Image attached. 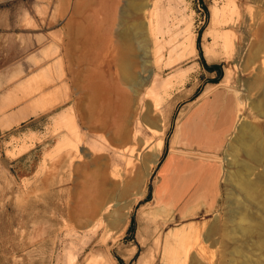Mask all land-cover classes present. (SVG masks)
I'll return each mask as SVG.
<instances>
[{"label": "rangeland", "instance_id": "rangeland-1", "mask_svg": "<svg viewBox=\"0 0 264 264\" xmlns=\"http://www.w3.org/2000/svg\"><path fill=\"white\" fill-rule=\"evenodd\" d=\"M160 1L151 30L159 36L166 18L169 32L165 27L158 44L150 45L149 66L138 59L140 85H123L127 101L113 97L104 107L110 127L95 131L87 80L94 73L95 51L86 53L82 38L77 40L80 3L0 0V113L8 109L22 120L0 122V264H264V240L254 227L257 219L264 221V211L249 204L236 186L230 157L241 124L258 127L264 141V114L251 105L264 98V0ZM90 3L85 1L84 8ZM233 7L237 15L230 13ZM188 36L195 52L183 44ZM260 45L262 56L255 54ZM203 60L218 66L220 77ZM164 79L168 84L162 86ZM150 104L163 118V141L149 132L155 127ZM228 112L231 125L224 134L217 131L212 142L208 116L219 113L222 121ZM118 114L130 131H139L142 144L115 132ZM179 129L181 134L190 129V139L178 135ZM209 144L221 146L217 155L165 164L169 151L173 156L181 146ZM156 150L159 160L152 167ZM148 167L142 196L138 186ZM92 172L104 178L87 204L82 186ZM102 205L108 211L93 224ZM239 224L252 232H239Z\"/></svg>", "mask_w": 264, "mask_h": 264}, {"label": "bare ground", "instance_id": "bare-ground-1", "mask_svg": "<svg viewBox=\"0 0 264 264\" xmlns=\"http://www.w3.org/2000/svg\"><path fill=\"white\" fill-rule=\"evenodd\" d=\"M76 1L79 2L80 4L75 8V13L77 14V16H75V17L81 18V22L76 27L77 32H78L77 33L78 34L77 40H80L82 38V42H81L82 45L81 46L86 51V53L92 49L95 51V53H94L95 56H93V59L91 60V61H93V62H91V65L93 66L92 69H93L94 73L93 74L89 73L88 79H87L88 82L91 83L90 88H92V91H93V96H91V97L89 96L90 101L92 102L93 108H94V117H93V124L92 125H93V129L95 131L107 130L110 127V124H111L110 122H112V121H110V119H108L109 116L107 114L103 113L104 107L107 105V103H110V102L112 103L113 97H116L117 99H120L121 101L123 100L124 102L127 101V99L125 98L126 96L123 95V93H122L123 92V88H122L123 85L124 84H130L129 86L132 85L135 87L140 85L139 76L136 73V68L138 65V59L140 60L141 63H143V65H146V67L149 66L150 61H149L148 56H149V52H150V45H152L153 43L158 44L157 43L158 39L160 37H162V35H163V32H162L163 29H165V27H166L168 29L167 32H169V28L171 26L168 28V25H170V24L167 25L166 24V21H167L166 18H163V16H162L163 21L161 24H163V25L165 24V27L163 29L161 28V31H159V33H160L159 36L155 35L154 34L155 32L153 33V31H152L153 29L151 30L152 16L154 14L153 11H154V8L156 10H157V7L160 8V6L162 4L161 3L159 6V3L161 2L160 0L159 1H157V0H154V1H152V0H98L97 2L90 0L91 6L85 7V8H84V3H85V1H88V0H76ZM121 1H123L122 5H121ZM232 2H234V1L232 0ZM233 6H236V4ZM234 11L236 12V15H237V9H234V7H233V11L231 10L230 13L233 14ZM156 12L157 11H155V13ZM213 12H214L213 14L215 15L216 11L214 10ZM235 12L233 15H235ZM231 14H230V19L233 17V16L231 17ZM156 15L158 16V14H156ZM156 15H155V17H156ZM226 16L227 15L225 14L224 17H226ZM146 17H149L148 21L145 20ZM228 17L229 16H227L226 18L228 19ZM234 17L236 18L237 16H234ZM226 18L223 20H226ZM231 20H229V21L231 22ZM221 22H222V20H221ZM232 22H235V21H232ZM223 24H225V23H223ZM231 25H234V24H231ZM147 28L149 31L147 30ZM82 30H92V32L84 34L83 36H81ZM230 33L232 34L231 31H230ZM230 33L228 35H230ZM219 34H221V33H219ZM226 37L228 38V36H226ZM68 38H69V36H68ZM160 40L162 41V39H160ZM173 40H174V38H173ZM170 41L172 42V39ZM170 41H169V43H170ZM165 42H167V41H164V43ZM232 42H234V41L232 40ZM232 42L230 41L231 46H232ZM184 43L188 44L192 47L191 48L192 52L196 51L195 45H194V42H193V39L191 36H188L187 38L184 37L183 44ZM166 44L167 43H165V45ZM159 45H160V43H159ZM99 47L103 51L101 54H100V52H98ZM261 47H262L261 45L259 46V48L257 47L255 54L260 53V55L262 56L263 52L261 53V51H260ZM169 50H171V49H169ZM68 51H70V50H68ZM153 51H155V49ZM153 51H152V53H153ZM174 51H172V52L174 53ZM231 51H234L233 48ZM258 51H260V52H258ZM65 52L63 51V53L62 52L61 53L64 54ZM166 53H168V52L166 51ZM67 54H70V53H65L64 56H66ZM160 54H162V53H160ZM169 54H171V53H169ZM162 56H164V55H162ZM76 58L77 57L75 56V59ZM169 59H170V57L168 58L169 63H167V68L171 69L174 66V64L171 63V61ZM260 60H262V58ZM254 61H256V60H254ZM65 62H67V61H65ZM85 62H86V59H85ZM87 62L90 63V60L88 59ZM153 62H155V60ZM257 65H259V64H257ZM67 66H68V64H67ZM255 67H257V66H255ZM62 68H61V71H62ZM96 69H97V72H96ZM79 71H81V70H79ZM61 74H63V73H61ZM61 76L63 77V75H61ZM63 80H64V78H63ZM66 81H67V79H66ZM66 81H64V83ZM154 81H155V79H154ZM61 82L60 83L63 84V81H61ZM50 83H52V82H50ZM52 84H50V85H52ZM61 84H60V86H63ZM167 84H168V80L164 79L161 81L162 86L167 85ZM67 86H68V83H67ZM153 86L155 87V85H152V87ZM45 88H46V86H45ZM155 88H157V87H155ZM66 89H68V87H66ZM162 89H164V88H162ZM152 92L153 91H151V93ZM114 93H115V95H114ZM261 95H262V92H261ZM263 95H262V97H263ZM49 96H51V95L50 94L48 95V99H50ZM100 96H103V97L100 98ZM151 103H153L155 105V102H151ZM251 105L257 113L264 114V98L262 99V101L258 99L257 101L251 102ZM153 106H152V104H150L149 112L154 117L155 127L149 128V130H150L149 132L151 133L152 136H157V137H159L160 141L161 140L163 141V139H162V136L164 134L163 133V131H164L163 118L161 117L160 111L158 112V110L155 109L158 106H156V107L154 106L155 108H153ZM124 113H125V110H124ZM121 114H123V113H121ZM121 114H118L117 116H115V119L113 120L114 121L113 124L115 125V132L122 134L123 137H125L127 139V140H125L126 142H129L128 141L129 139L130 140L133 139L132 141H134L135 139H137L139 137V134H138L139 131H137L135 129L133 130V132L130 131L128 129V127H126V125H125V119L123 118L124 115L122 116ZM238 127H239V129H238V133H237L236 139H235L236 144H233L230 146L231 165L234 167L236 166L235 167L236 172L238 173V176L235 179L236 184H237L236 186H238V189L241 191L245 200L249 204L255 206L257 209H259L261 211H264V191H263L264 187H262V185L264 186V141L262 139V136H261V133H260L258 127L252 126V125L248 126L246 124H243V125L241 124ZM188 130L190 132V129H188ZM188 130L186 131V129H185L183 134H181V130L179 129L178 135H183V139H185V138H187ZM139 138H138V142H140V144H142V141H141V139L139 140ZM187 139H190V137H188ZM134 143H135V141H134ZM143 145H144V147L145 146L147 148L149 147L146 143H143ZM152 146L153 145H150V147H152ZM148 150H150V149H148ZM158 150H156V152L151 157L152 162L150 161L151 164H149V165H151L152 167L154 165H156L158 160H159L160 151H158ZM240 154H242L244 156V158L243 157L241 158L242 155H240ZM122 156H125V155H122ZM169 156H171V155H169ZM128 157H129V155H128ZM172 158H173V156L168 157L167 158L168 162L165 164L166 165L168 163L171 164L173 161ZM126 160L128 162H130L131 159H126ZM152 167H148L145 174L143 175V177L140 180V185L138 183V185H139L138 187L140 188V194H142V196L144 194L146 180L151 173ZM257 167H258V169H259V167H261L260 172H255L257 170ZM254 169H256V170H254ZM91 176L92 177H90L88 180L84 181V184L82 186L83 187L82 198H83L84 202L87 204H90V202H91V200H90V194L91 193L95 192V194H98L100 192L101 181H102V178H104L97 172H92ZM251 176L253 177V179ZM131 185H132V183H131ZM129 186H130V184H129ZM164 186H165L164 191H166L167 184ZM162 191H163V189H162ZM158 198H159V200L162 199V197H158ZM107 209H108V206L102 205L99 209V212H98L99 218L94 219L92 221V223L95 224L96 223L95 220L100 219L105 213H107V211H108ZM240 210L243 211L245 209L240 208ZM257 220L258 221L255 223L254 227L256 228V232L259 234V236L264 240V221L261 219H257ZM236 229L241 233H248L249 234L250 232H252L251 227L244 226L243 224L236 225ZM185 243L187 244V242H185ZM177 251H178V249H177ZM186 252H187V250H186ZM243 264H246V263H243Z\"/></svg>", "mask_w": 264, "mask_h": 264}, {"label": "crops", "instance_id": "crops-1", "mask_svg": "<svg viewBox=\"0 0 264 264\" xmlns=\"http://www.w3.org/2000/svg\"><path fill=\"white\" fill-rule=\"evenodd\" d=\"M216 98H218V97H216ZM8 107L9 106H7V108ZM215 107H217V104L215 105ZM229 110H231V108ZM10 113L11 112H9L8 109L7 110H3V112L0 113V122L1 123H7V124H10V125H12L13 123H16V122H22V120L16 118L15 114H13V113L10 114ZM29 117H31V116H29ZM220 118H221V116H220L219 113H216V114L213 113V114L208 116L207 124L212 126L211 129H207V130H210L208 132H211V134L208 136V138L211 141L212 140L214 141V138L216 139V137H217L216 132L217 131L222 132L224 134L225 127H227L228 125L229 126L231 125V121H232L231 112H228V114H224L222 121H221ZM218 124H221L222 126L218 127ZM182 129H183V127H182ZM223 134H222V138L224 137ZM219 147H221V146H219ZM219 147L215 148L214 146H212L210 144L206 145L205 147H200V148H187V147L182 148V146H181V147H179V148L174 150L172 159H203V158H197V157H194V156H196V155H205V156L217 155V151L216 150H218ZM181 151L185 152L184 156H182L180 154ZM169 155H170V151L168 153V157H169Z\"/></svg>", "mask_w": 264, "mask_h": 264}, {"label": "trees", "instance_id": "trees-1", "mask_svg": "<svg viewBox=\"0 0 264 264\" xmlns=\"http://www.w3.org/2000/svg\"><path fill=\"white\" fill-rule=\"evenodd\" d=\"M204 9H205V11H207L206 7H204ZM198 41H199V37H198V39H197V43H198ZM197 49L199 50L200 54H202L201 51H200V48H199V45H198V44H197ZM201 56H202V55H201ZM203 64H204V66L207 68V70H209V71H217V72H218V75H219V77H220L221 72L219 71L218 66H215V65H214V66H207V65L205 64V61H204V60H203ZM219 77L216 78V80H215L214 82H218Z\"/></svg>", "mask_w": 264, "mask_h": 264}, {"label": "water", "instance_id": "water-1", "mask_svg": "<svg viewBox=\"0 0 264 264\" xmlns=\"http://www.w3.org/2000/svg\"><path fill=\"white\" fill-rule=\"evenodd\" d=\"M226 91H231V92L234 94V96H238V93H239V92H240V94H241V90H239V89H231V88H227ZM194 157H196V156H194Z\"/></svg>", "mask_w": 264, "mask_h": 264}]
</instances>
